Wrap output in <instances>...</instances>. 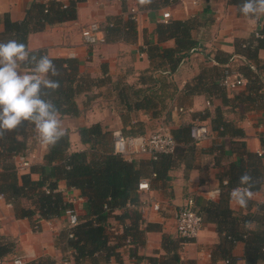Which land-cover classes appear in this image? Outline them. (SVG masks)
Wrapping results in <instances>:
<instances>
[{
    "label": "crops",
    "instance_id": "crops-1",
    "mask_svg": "<svg viewBox=\"0 0 264 264\" xmlns=\"http://www.w3.org/2000/svg\"><path fill=\"white\" fill-rule=\"evenodd\" d=\"M36 1L47 4L50 0H0V17L8 15L13 22H20L32 3ZM67 5L69 0H58ZM134 12L136 38L133 41L107 42L96 47L84 45L81 31L90 23L96 22L104 26L109 18L121 17L126 21ZM169 12L171 20L195 19L198 23L192 31V37L197 41V50L189 53L178 69L171 75L154 72L153 77L165 84L163 98L166 107L156 116L144 110L127 112L115 101L113 85L125 83L142 88L141 72L152 69L146 53L143 51L146 42L157 44L155 28L162 23V13ZM264 23V14L244 16L239 6L229 0H176L158 9H140L137 0H85L76 7V19L55 25H47L41 32L31 33L27 39L29 51H42L49 58H74L79 62V70L97 79L102 76V65L106 66L110 82L106 85L93 87L79 95L76 103L79 108L77 116H58L61 128L67 136L64 155L78 151L89 150L88 144L80 140L79 129L99 123L112 141L114 132L125 135L132 124L140 123L143 135H148L160 127L168 129L178 142V153L181 154L175 167L168 171L167 179H158L154 173L152 160L148 155H135L131 162L139 171L140 181H147L148 190L136 192V202L128 205L130 213L136 210L140 213L139 230L147 223L156 225L153 230L139 233L135 238L129 236L131 243H122L117 252L120 261L113 257L108 262L97 257L95 262L85 261L82 264H148L147 257L164 254L161 249L162 236L179 238L175 230L174 214L184 199L192 196L197 207H203L207 202H217L226 191L228 178L224 175L230 162L238 163L239 157L235 151L234 140H241L249 152L257 153L262 150L260 136L264 138V97L257 105L242 103L234 97L247 92V81L235 90H225L220 94L204 91V86L214 83L221 71L230 69V75H239L237 67L243 63L236 54L235 43L248 40L256 34ZM3 30L2 21L0 31ZM163 48L174 47L173 40L159 43ZM234 55L229 63L216 64L220 54ZM237 56V58H236ZM258 68L262 69L264 80V49L257 53ZM249 62V63H248ZM247 64H257L248 61ZM22 72L28 71L25 67ZM229 70V71H230ZM203 77L201 79L198 76ZM242 77V76H240ZM261 92L264 95V83ZM229 99L224 104L223 95ZM247 106L245 109L244 107ZM221 109L224 118L232 121L243 130L242 138L221 137L213 130L211 118L214 110ZM204 124L208 127V138L196 142L193 149L182 143L178 135L182 129ZM188 132V130H187ZM189 133V132H188ZM141 135V136H143ZM176 142V143H177ZM26 149L21 155L15 156L14 161L18 176L29 174L32 180L41 178L40 167H44V156L49 150L37 138L32 125L26 138ZM24 161L27 166L21 167ZM44 173H49L45 167ZM264 180V179H263ZM57 191L70 208H66L59 217L42 220L36 214L31 220L17 219L13 206L4 197L0 199V238L13 242L12 253L4 257L9 260L21 257L24 262L49 257L55 264H75L72 250H62L57 243V236L68 228V211L73 210L79 217L84 214V198L80 191L70 187L64 180L57 182ZM232 192V190H231ZM229 193V208L236 215L254 216L258 212L256 205L264 204V181L259 191H249L247 206L240 207ZM253 204H249V201ZM20 205L28 206L26 199H20ZM157 203L159 210L154 211L152 204ZM115 213H119L116 211ZM111 234L121 233L122 225L116 220L109 221ZM38 224L34 230L32 224ZM125 224H129L126 220ZM257 223L252 221L248 227L255 229ZM219 242L215 225L204 223L196 239L185 243L178 252L183 264H226L221 259H212V250ZM236 262L244 264L243 243H236L233 249ZM66 259V260H65ZM258 264H264L259 262Z\"/></svg>",
    "mask_w": 264,
    "mask_h": 264
},
{
    "label": "trees",
    "instance_id": "trees-1",
    "mask_svg": "<svg viewBox=\"0 0 264 264\" xmlns=\"http://www.w3.org/2000/svg\"><path fill=\"white\" fill-rule=\"evenodd\" d=\"M84 1L69 0L67 5L61 4L58 0H50L47 4L34 1L26 18L20 22L11 21L8 15L3 16L2 20L0 17V22L2 21L3 24L0 41L16 39L27 47V39L31 33L41 32L47 25L75 20L77 4ZM175 1L151 0V3L141 5L137 0V6L140 9L152 10ZM229 2L240 6L243 0H229ZM197 26L195 19L171 20L156 25L155 34L158 43L146 42L143 49L152 64V69L141 72L142 88L125 83L113 85L118 106L127 112L144 110L150 112L152 117L166 107L163 98V89L166 85L153 77V73L160 71V73L171 75L189 53L197 50L198 43L191 34ZM102 30L106 43L133 41L136 38V26L131 18L126 21L121 17L109 18L102 26ZM166 40H173L174 47L159 46V43ZM235 49L238 59L243 62L237 70L239 75L247 81V92L236 95L234 99L239 101V105L242 103H247V106L257 105L263 101L264 97L261 92L264 83L263 71L258 68L257 57L258 51L264 49V23L250 39L236 41ZM30 52H35L37 55L44 54L40 50ZM233 58L234 55L221 53L220 57H216L215 62L223 65L232 61ZM50 59L60 70V75L54 79H58L61 86L45 98L54 101L60 116H77L79 108L76 98L94 86L106 85L111 80L105 65H102V76L94 79L89 74L80 72L79 62L74 58ZM248 61L257 65L253 67L246 63ZM25 68L28 69V67ZM229 70V68L222 70L213 84L200 89L213 94L222 93L225 87L221 82L230 74L231 70ZM198 78L203 77L200 75ZM221 96L224 104H227L229 99H226L224 94ZM32 125L31 122L24 121L15 130L5 132L0 137V193L12 203L15 218L31 220L36 214L42 220L59 217L62 211L70 208L64 202L62 194L57 191V182L64 180L68 186L78 189L85 201L84 214L78 217V224L61 231L57 236L59 247L62 250H72L71 256L75 264H82L85 261L93 263L97 257H101L106 262L111 257L120 261L117 249L127 237L130 236L133 240L139 233L151 231L156 227L147 223L143 230H139L140 213L136 210L130 213L128 209V205L136 202L137 185L140 182L139 171L125 158L112 153L110 136L103 131L99 123H95L79 129L80 140L83 144L89 145V150L64 155L68 146L67 136L64 135L54 146H49L44 156L45 165L40 167L42 172L39 180H32L29 174L18 176L14 157L21 155L26 149V138ZM211 125L221 137L227 136L232 139L244 136L243 130L232 121L226 120L224 112L219 108L214 110ZM191 127H188V132ZM140 128V123L132 124L125 135L141 136L143 134ZM187 130L182 129L178 139L180 138L189 149H193L196 142L190 138ZM260 139L264 149V138L260 136ZM233 144L239 161L238 163L230 162L224 172L228 178L225 184L226 191L220 195L217 202H207L203 207L198 208L195 202L196 212L202 217L204 223L215 225L219 242L212 250V259H221L226 264L235 263L233 249L236 243L242 242L244 264H258L264 262V204H254L258 209L257 213L262 212V214L238 216L229 208V193L237 187H247L239 184L241 175L245 173L252 178L248 190L259 191L264 181V164L257 153L246 149L243 141L234 140ZM177 147L178 142L173 153L158 154L156 159L152 160L154 173L158 179H167L168 171L175 167L181 156L177 154ZM45 167H49V173H44ZM20 199H26L28 206L20 205ZM248 201L249 204H253L252 201ZM116 211L119 213H115ZM111 219L122 225L121 233L111 234L112 226L109 222ZM126 220L129 224H125ZM252 221L258 224L255 229L248 227ZM188 242L190 240L163 235L161 249L164 254L147 257L148 264H183L178 252ZM13 248V242L0 238V259L12 253ZM24 264H55V261L49 257H42Z\"/></svg>",
    "mask_w": 264,
    "mask_h": 264
},
{
    "label": "clouds",
    "instance_id": "clouds-1",
    "mask_svg": "<svg viewBox=\"0 0 264 264\" xmlns=\"http://www.w3.org/2000/svg\"><path fill=\"white\" fill-rule=\"evenodd\" d=\"M139 3L144 5L151 0ZM239 11L246 17L264 14V0H243ZM22 67H28V71L22 72ZM59 75L60 70L46 54L30 52L16 39L0 41V137L24 121L34 125L37 138L44 145L54 146L65 135L59 109L52 99L45 98L60 88V81L54 79ZM251 179L247 173L242 174L239 184L247 187L231 192L240 207L247 206Z\"/></svg>",
    "mask_w": 264,
    "mask_h": 264
},
{
    "label": "built area",
    "instance_id": "built-area-1",
    "mask_svg": "<svg viewBox=\"0 0 264 264\" xmlns=\"http://www.w3.org/2000/svg\"><path fill=\"white\" fill-rule=\"evenodd\" d=\"M129 18L135 19L134 12L132 11ZM170 19L169 12L162 13V22L167 23ZM81 37L84 45L88 47H96L106 43L102 26L98 23H90L81 31ZM222 86L227 90H235L239 86L245 84V80L238 75L225 76L221 82ZM208 127L204 124H196L190 128L189 136L195 142H200L208 138ZM177 146L176 140L172 133L165 127L143 136L129 137L117 131L112 135V153L120 155L123 158L131 159L135 155H148L151 160H155L158 154H171ZM258 157L264 164V149L257 152ZM28 162L24 161L21 167L27 166ZM149 184L147 181H140L137 185V193L143 190H148ZM3 195L0 193V199ZM154 211L159 210L157 203L152 204ZM175 230L179 238L186 240H194L197 238L199 232L202 230L204 221L202 217L196 212L195 200L192 196L184 199L183 203L179 206L174 214ZM79 222L78 216L73 210L68 211V228H72ZM34 230L38 229V224L33 226ZM115 235L117 233L115 232ZM71 237V235H69ZM125 244L131 243V239L127 237L124 240ZM20 264L25 262L21 257H15L9 260L0 259V264Z\"/></svg>",
    "mask_w": 264,
    "mask_h": 264
}]
</instances>
